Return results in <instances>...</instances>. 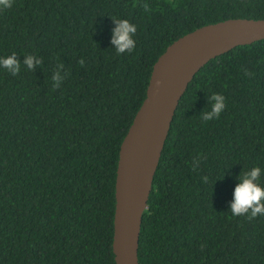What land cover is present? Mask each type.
<instances>
[{
  "label": "trees",
  "instance_id": "1",
  "mask_svg": "<svg viewBox=\"0 0 264 264\" xmlns=\"http://www.w3.org/2000/svg\"><path fill=\"white\" fill-rule=\"evenodd\" d=\"M112 18L137 25L132 52L112 49ZM230 19L264 20V0L0 8V56L42 61L16 76L0 69V264H115L118 153L152 67L177 39ZM59 65L65 79L54 88ZM212 93L226 108L203 121ZM253 165L264 168V40L210 60L187 86L143 213L139 264H264V216L228 210L237 177Z\"/></svg>",
  "mask_w": 264,
  "mask_h": 264
},
{
  "label": "water",
  "instance_id": "2",
  "mask_svg": "<svg viewBox=\"0 0 264 264\" xmlns=\"http://www.w3.org/2000/svg\"><path fill=\"white\" fill-rule=\"evenodd\" d=\"M261 40L264 20L230 19L177 39L154 63L145 99L118 153L112 239L115 264H139L143 213L173 116L187 86L210 60Z\"/></svg>",
  "mask_w": 264,
  "mask_h": 264
},
{
  "label": "clouds",
  "instance_id": "3",
  "mask_svg": "<svg viewBox=\"0 0 264 264\" xmlns=\"http://www.w3.org/2000/svg\"><path fill=\"white\" fill-rule=\"evenodd\" d=\"M12 6L13 0H0V8L7 9ZM112 20L116 25L112 30L111 43L114 45L112 49L117 55L124 54L126 51L132 52L136 47L137 25L129 19L112 18ZM18 57L15 52L0 56V69L16 76L19 75L22 64L28 70L34 71L35 66L42 63L39 57L32 54L24 55L25 59L22 64ZM62 68L63 65H59L51 76L54 88H58L65 79L61 72ZM207 104L210 105L209 110L200 113V118L203 121L219 119L226 108L225 97L219 93H212L208 96ZM198 163L199 161H196V164ZM262 176H264V168L259 165H253L241 171L237 177L238 182L232 190V199L229 202L228 210H230L232 216L247 215L249 218H255L258 215L264 216V180H262ZM203 179L204 182H207L208 177L205 176Z\"/></svg>",
  "mask_w": 264,
  "mask_h": 264
}]
</instances>
